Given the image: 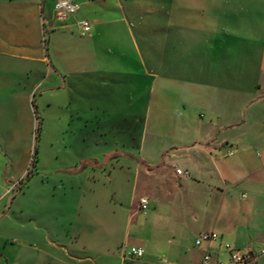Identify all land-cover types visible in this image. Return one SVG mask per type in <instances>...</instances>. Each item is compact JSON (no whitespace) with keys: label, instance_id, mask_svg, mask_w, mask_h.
<instances>
[{"label":"crops","instance_id":"obj_1","mask_svg":"<svg viewBox=\"0 0 264 264\" xmlns=\"http://www.w3.org/2000/svg\"><path fill=\"white\" fill-rule=\"evenodd\" d=\"M55 3L0 0V264H227L225 244L264 264V0L82 1L64 23ZM39 119L53 190L135 164L112 255L69 245L74 215L21 208Z\"/></svg>","mask_w":264,"mask_h":264},{"label":"rangeland","instance_id":"obj_2","mask_svg":"<svg viewBox=\"0 0 264 264\" xmlns=\"http://www.w3.org/2000/svg\"><path fill=\"white\" fill-rule=\"evenodd\" d=\"M41 133L37 142L41 166H37L38 171L33 174L31 172L20 187L22 192L25 191L19 201L21 208L25 212L34 210L37 214L59 209L68 216L74 215L75 225L68 231L69 245L85 257H91L92 254L102 258L112 255V250L123 236L124 218L132 195L135 164L131 163L130 168L127 163L125 167H119L123 166L122 162L110 165L107 169H96L97 171L84 169L54 191L53 174L51 180L48 178L51 169H48L47 174V169L43 167L47 157L44 152L45 138ZM53 191L57 196L54 200L50 197ZM34 198L37 199L33 200ZM115 213L116 216H113ZM44 216L41 217L43 223H39L37 219L32 223L35 226H46L49 222L44 223ZM23 219L21 216L22 221ZM70 226L67 224V227Z\"/></svg>","mask_w":264,"mask_h":264},{"label":"built area","instance_id":"obj_3","mask_svg":"<svg viewBox=\"0 0 264 264\" xmlns=\"http://www.w3.org/2000/svg\"><path fill=\"white\" fill-rule=\"evenodd\" d=\"M94 2L95 0H56L55 7L53 10V19L55 22L64 23L70 17L74 16L80 10L81 2ZM82 28L83 34L87 35L91 32V24L89 22H81L79 23ZM178 175H182L181 171L177 172ZM140 208L142 211H146L149 206V202L146 199L140 200ZM220 240V237L215 232H205L199 235L195 239V247L202 248L205 245H209L212 243H217ZM225 250L228 253L229 261L227 264H253V258L248 255L241 253L234 249V247L230 244H225ZM144 250L139 248H130L124 249L123 258L124 260H133L137 258H141L144 255ZM196 264H226L215 262L214 258L208 250H205L201 260Z\"/></svg>","mask_w":264,"mask_h":264},{"label":"trees","instance_id":"obj_4","mask_svg":"<svg viewBox=\"0 0 264 264\" xmlns=\"http://www.w3.org/2000/svg\"><path fill=\"white\" fill-rule=\"evenodd\" d=\"M41 127H42V123H41V119H39V121H38V126H37V131H36V141L38 142V139H39V135H40V133H41ZM36 148H37V146H36ZM29 177V175H27V177L26 178H28ZM26 178L24 179V181L26 180ZM24 181H23V183H24Z\"/></svg>","mask_w":264,"mask_h":264}]
</instances>
